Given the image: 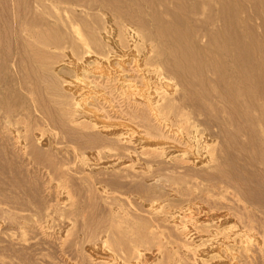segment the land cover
<instances>
[{"label":"rangeland","instance_id":"1","mask_svg":"<svg viewBox=\"0 0 264 264\" xmlns=\"http://www.w3.org/2000/svg\"><path fill=\"white\" fill-rule=\"evenodd\" d=\"M39 1L47 2L46 0H14L13 2L0 0V80L4 82L2 87L4 91L0 90V96L5 97L7 101H14L18 108L26 104V110H21V113L35 116V118L31 117L32 127L36 124L40 125V121H36L40 119V115L33 114L35 106H38L35 105L36 102L40 104L41 110L55 112L51 102L54 95L47 90L42 72L43 51L29 45L28 37L24 34L26 25L32 29L40 28L42 33L48 31V23L40 19L35 12L36 2ZM67 1L77 2V0ZM99 2L106 3L109 11L124 20L132 22L140 20L147 26L145 37L148 44L156 47L158 62L163 72L176 83L173 90L175 92L172 91L177 98V110L175 118L172 119L174 126L169 125L170 127L165 129L170 131L177 129L187 117L189 119V126H185L187 129L196 127L201 132V136L206 134L209 140L214 141L213 145L218 151L214 156L215 162L207 160L205 162L203 161L206 159L205 156H199V161L204 162L200 165L201 170L218 165V169L213 172L215 180L212 182L220 187L226 186L230 192L241 197L242 205L230 202L229 209L232 211L227 210L241 223L243 233L255 238V240L253 237L249 238L250 242L246 237L243 238V246L246 243L244 247H247L245 248L247 251L243 253V260L248 258L249 264H256V261L257 264H264V0H99ZM100 10L101 5L95 3L94 11L90 12L92 20L100 22ZM125 47L127 48V45ZM12 60L17 64L18 73L13 75L6 71L2 72L5 69L4 64L8 65ZM7 126L4 116L0 114V165L2 166H0V201H2L0 224L3 223L2 226L0 225V263L132 264L137 261L130 255L133 250L130 239L124 238L122 242L125 254L120 252L116 245L112 246L117 251L119 259L108 263L99 260L95 262L89 252V245L97 243L101 234L108 231L116 219L110 210L111 207L104 204L92 179L86 175L87 166H84L81 160L75 159L74 154H69L68 159L65 158L71 168V173L66 178L69 179V192L72 196L71 200L66 201L61 191L55 188L56 181L49 183V177L43 170V167L50 166L47 159L37 157L36 164L28 166L27 162H22L13 156L16 144L8 139V135L5 136ZM11 126L21 130V125ZM69 149H71L69 145L65 147L66 151ZM130 149L135 156L121 151V161L126 159L127 163L144 168L151 175L165 174L164 171L159 173V159L146 157L133 147ZM94 167L95 165L88 169L92 171ZM51 174L54 180L61 179V176L53 171ZM86 180L91 183L90 189L86 183H82ZM133 181L135 180L117 188L119 191L113 195L118 208L121 207L130 213L134 212V217L138 218L137 237L132 238V241L139 239L138 237L142 239L149 225L162 236L164 260L172 257L177 264H196V253L190 240L181 237L175 231L170 220L172 217L170 208L165 206L156 209L152 205L148 206L150 208H145L147 204L142 199L144 196ZM213 191L219 192L217 188ZM36 199L40 203L51 204L53 220L50 224L37 214L36 207L39 202H36ZM15 203L22 205L20 204L19 207ZM128 208L131 210L129 211ZM157 216L158 219L155 218ZM151 217L154 218L150 219ZM29 227L30 229L32 227V230ZM38 234L43 238L40 239ZM30 237L31 239L35 237V240L32 242ZM21 238L27 243L24 244ZM27 240H31L32 244ZM170 250L174 251L172 255L168 254Z\"/></svg>","mask_w":264,"mask_h":264},{"label":"bare ground","instance_id":"2","mask_svg":"<svg viewBox=\"0 0 264 264\" xmlns=\"http://www.w3.org/2000/svg\"><path fill=\"white\" fill-rule=\"evenodd\" d=\"M46 1L36 2L35 12L40 19L48 23V31L42 33L40 28L32 29L26 25L24 34L28 37L29 45L43 51L42 72L47 90L54 95L51 102L55 112L41 110L40 104L36 102L35 105L38 106H35L33 114L40 115V119H36L40 121V125L32 127L33 115L21 113V110H26V104L18 108L14 101H7L5 97L0 96V114L8 124L5 136L8 135V139L16 144V146L12 144L15 148L13 156L27 162L28 166L36 164L37 157L47 159L50 166L43 167V170L49 177V183L56 181L55 188L61 191L66 201L71 200L72 196L67 179L71 168L65 158L68 159L69 154H74L75 159L81 160V163L87 166L86 175L92 179L104 204L111 207L110 210L116 219L110 229L101 234L97 243L89 245V252L95 262L99 260L108 263L119 259L117 251L112 246L116 245V248L125 254L122 241L128 238L133 248L130 255L137 260L132 264L176 263L172 257L168 260L163 259L162 236L151 226L147 225L142 239L138 237L139 239L132 241V238L137 237L138 218L134 217V212L118 208L113 195L119 191L117 188L135 180L133 182L147 204L145 208L151 205L156 209L165 206L170 208L172 214L170 220L175 231L181 237L190 240L196 253V264H243V262L249 264L248 258L243 260V253L247 251L245 249L247 247H244L246 243L243 246V238L246 237L248 241L253 236L243 233L241 223L232 216L233 214L228 213L230 212L228 210H231L230 202L242 205L243 200L238 194L230 192L226 186L220 187L212 182L215 180L213 172L218 169V165L201 170L200 165H203V161L215 162L214 156L218 151L213 145L214 141L209 140L206 134L201 136L196 127L187 129L185 127L189 126L187 117L177 129L171 131L165 129L169 125L174 126L172 119L175 118L177 110V98L172 93L175 92L173 90L176 83L163 72L158 62L156 47L148 44L145 37L147 26L140 20L134 22L124 20L109 11L108 5L99 0H77L76 3L67 0ZM95 3L101 5L100 22L91 19L90 12L94 11ZM4 67L2 72L6 71L13 75L18 73L14 60L8 65L4 64ZM3 85L4 82L0 80L2 91ZM11 125H21V130L17 127L12 128ZM68 145L71 149L66 151L65 147ZM131 147L146 157L159 159V173L164 171L165 174L151 175L144 168L127 163L126 159L121 161V151L135 154ZM199 156H205L206 159L199 161ZM94 165V169L90 171L88 168ZM52 171L60 175L61 179L54 180ZM82 183H86L90 189L89 180ZM111 186L116 189H112ZM215 188L219 192H214ZM35 195L37 196L36 193ZM51 207L48 202H39L36 207L39 217L46 219L48 224L53 220ZM29 208L31 209V205ZM155 218L158 219V216ZM253 220L255 221L254 217ZM200 223L201 225H198ZM64 236L66 237V234ZM31 240L33 242L35 237ZM25 243L27 242L24 241ZM173 253L174 251L170 250L168 254Z\"/></svg>","mask_w":264,"mask_h":264}]
</instances>
